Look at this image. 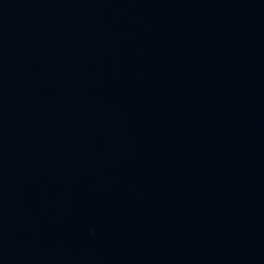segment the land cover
<instances>
[{
  "label": "water",
  "instance_id": "obj_1",
  "mask_svg": "<svg viewBox=\"0 0 264 264\" xmlns=\"http://www.w3.org/2000/svg\"><path fill=\"white\" fill-rule=\"evenodd\" d=\"M0 264H264V0H0Z\"/></svg>",
  "mask_w": 264,
  "mask_h": 264
}]
</instances>
